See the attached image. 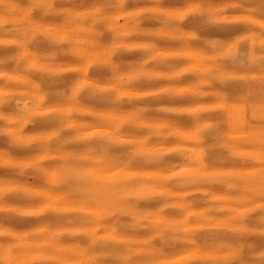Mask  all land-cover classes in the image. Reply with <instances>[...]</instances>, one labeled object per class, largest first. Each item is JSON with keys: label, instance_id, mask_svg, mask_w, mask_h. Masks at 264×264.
<instances>
[{"label": "clouds", "instance_id": "1", "mask_svg": "<svg viewBox=\"0 0 264 264\" xmlns=\"http://www.w3.org/2000/svg\"><path fill=\"white\" fill-rule=\"evenodd\" d=\"M0 171V264H264V0H0Z\"/></svg>", "mask_w": 264, "mask_h": 264}, {"label": "bare ground", "instance_id": "2", "mask_svg": "<svg viewBox=\"0 0 264 264\" xmlns=\"http://www.w3.org/2000/svg\"><path fill=\"white\" fill-rule=\"evenodd\" d=\"M154 26V25H153ZM18 155H23V153H18ZM0 175H5V176H7V175H10L8 172H6V171H0Z\"/></svg>", "mask_w": 264, "mask_h": 264}]
</instances>
